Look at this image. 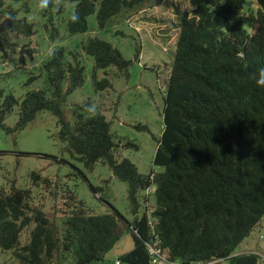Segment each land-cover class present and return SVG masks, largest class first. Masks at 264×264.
Segmentation results:
<instances>
[{"label": "trees", "instance_id": "trees-1", "mask_svg": "<svg viewBox=\"0 0 264 264\" xmlns=\"http://www.w3.org/2000/svg\"><path fill=\"white\" fill-rule=\"evenodd\" d=\"M70 1L75 2L80 20L68 19L66 31L76 35L87 31L90 15H95L102 29L122 9H134L148 0ZM253 1L254 9H246L245 0L188 1L189 10L179 18L163 97V131L153 158L158 171L147 175L140 174L129 159H118L120 143L111 133L110 122L103 114L88 111L90 101L72 110V122L66 120L62 103L84 82L80 53L54 50L40 68L46 90L27 91L20 101L0 90V128L8 133L20 131L40 112L48 111L56 117L58 140L66 144L72 159L89 171L97 162L105 163L127 185L132 220L125 223L133 248L120 256L126 264H151L147 244L155 239L170 262L258 261L254 253L235 252L264 218V88L252 79L264 67V0ZM19 12H28V7L17 11L9 6L7 17L12 19H6L5 32L31 37L33 26L17 18ZM48 16L53 23L51 13ZM57 35L52 24L49 38L54 42ZM16 48V42L0 37L4 54ZM80 49L94 60L95 92L112 89L107 77L97 78L99 70L105 76L113 69L116 75L128 77L132 61L108 42L88 38ZM34 51L24 46L21 62L24 53L32 57ZM138 55L136 49L134 59ZM15 107L16 124L5 127L4 120ZM125 147L137 149L131 141ZM30 177L29 188H0V250L10 252L18 264H61L66 256L72 264L102 261L121 238L122 217L116 211L95 213L68 187L34 172ZM34 187L41 190L37 195ZM148 189L153 190L149 195ZM38 195L46 198L35 204ZM47 198L52 203L50 212L43 203ZM142 205L144 211L139 214ZM29 227L28 240L22 243L21 234Z\"/></svg>", "mask_w": 264, "mask_h": 264}, {"label": "rangeland", "instance_id": "rangeland-1", "mask_svg": "<svg viewBox=\"0 0 264 264\" xmlns=\"http://www.w3.org/2000/svg\"><path fill=\"white\" fill-rule=\"evenodd\" d=\"M188 1L148 0L134 9H122L102 29L98 27L95 15H90L87 17V31L70 35L66 31L65 23L75 8V2L68 0L69 7H61L55 11L50 7L45 13V10L36 8L37 0H0V37L5 36L17 43L15 51L6 50L4 54L0 50V90L4 95H12L18 101L23 99L27 91L46 90L45 75L40 68L49 57L48 48H64L80 53L84 66V82L66 96L62 103L66 120L72 122V110L90 101L95 106L96 113L103 114L110 122L111 133L120 143L116 152L118 159H129L143 175L158 171L153 165V158L157 139L163 131V97L174 59L179 18L183 12L189 10ZM254 2L245 0V8H250V4ZM9 6L17 11L22 6L28 7V12H19L17 18H24L32 24L34 34L31 37H19L5 32ZM48 11L53 23L48 21ZM30 16L34 17L31 21ZM52 24L58 30L54 42L49 38ZM88 38L108 42L120 51L124 59L132 61L128 77L116 75L113 69L106 71V76L104 71H97V78L107 77L112 89L94 91V60L84 55L80 49L81 43ZM24 46L35 51L32 57L24 53L22 63L20 51ZM136 49L139 50V55L134 59ZM32 77L36 79L29 81ZM47 95L50 96L49 93ZM16 121L15 107L4 120V125L12 128ZM137 126H146L148 130ZM58 131L57 119L48 111L40 112L34 121L20 131L8 133L0 128V188H29L32 184L30 174L34 172L41 178L68 187L95 213L116 211L122 217L119 224L121 238L102 261L93 264H126L120 260V256L133 248L130 230L125 223L132 220L127 185L116 179L105 163L99 161L89 171L82 163L72 159L65 149L66 144L58 140ZM128 141L136 144L137 149L126 148ZM40 191L33 188L35 195ZM42 198L46 197L38 195L35 204ZM43 203L50 212L51 199H44ZM148 203L149 207L154 204L152 195L148 197ZM143 211L142 205L139 214ZM30 229L23 230L22 243L28 240ZM235 252L264 254V218ZM0 264H18V261L10 252L0 250ZM61 264H72V260L66 256L61 259ZM220 264L228 263L220 261Z\"/></svg>", "mask_w": 264, "mask_h": 264}, {"label": "clouds", "instance_id": "clouds-1", "mask_svg": "<svg viewBox=\"0 0 264 264\" xmlns=\"http://www.w3.org/2000/svg\"><path fill=\"white\" fill-rule=\"evenodd\" d=\"M52 8L54 11L58 10L61 7H69L68 0H37L36 2V8L43 11L47 10L49 8ZM6 19H12L11 16L6 17ZM34 19V17H29V20L31 21ZM68 19L72 23H78L80 20V16L78 12L73 8L71 11V14L69 15ZM47 54L49 56H52L55 54L54 49L52 47H49L47 50ZM252 79L255 81V84L258 88H264V67L258 69L252 76ZM88 111L92 114H96V108L95 106H92L88 109ZM240 254H248V253H240Z\"/></svg>", "mask_w": 264, "mask_h": 264}, {"label": "built area", "instance_id": "built-area-1", "mask_svg": "<svg viewBox=\"0 0 264 264\" xmlns=\"http://www.w3.org/2000/svg\"><path fill=\"white\" fill-rule=\"evenodd\" d=\"M250 8L254 9L256 8L255 2L250 4ZM152 189L146 190V194L152 193ZM149 227L153 230V225L151 222H148ZM159 241L155 239L154 241H151L147 244L148 253L151 256V264H180L179 262H170L168 259V253L167 251L159 247ZM259 258L256 264H264V254L262 253H255ZM221 260H215V262H220ZM118 264V262H117Z\"/></svg>", "mask_w": 264, "mask_h": 264}]
</instances>
